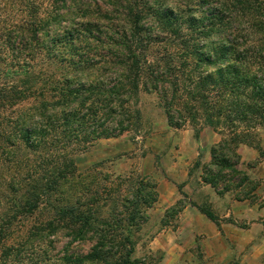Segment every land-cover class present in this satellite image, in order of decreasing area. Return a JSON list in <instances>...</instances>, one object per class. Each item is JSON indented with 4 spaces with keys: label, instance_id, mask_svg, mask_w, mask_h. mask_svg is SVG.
Segmentation results:
<instances>
[{
    "label": "trees",
    "instance_id": "trees-1",
    "mask_svg": "<svg viewBox=\"0 0 264 264\" xmlns=\"http://www.w3.org/2000/svg\"><path fill=\"white\" fill-rule=\"evenodd\" d=\"M52 3L45 15L33 11L29 21L0 29L1 45L16 57L14 65L22 60L28 74L41 54L69 68L58 78L49 74L47 86L28 80L0 89V103L21 107L2 131L0 163L15 162V148L21 146L44 151L29 176L18 181L13 175L8 182L14 192L25 190L15 203V216L0 221V264H10L11 256L19 258L34 240L52 245L48 238L61 230L69 239L53 264H147L133 258V234L143 221L136 222L140 206H151L157 198L155 182L141 179L132 195L123 196L124 212L99 214L93 200L62 202L61 187L74 180L76 168L73 159L58 150L70 143L84 146L116 137L139 125L141 85L162 96L173 126L180 125L175 114L192 122L201 114L213 129L221 124L228 128V135L210 149L202 182L218 195L249 184L238 167L237 150L241 143L257 147L251 131L264 125V0ZM155 52L162 56L149 63L148 55ZM182 95L192 103L184 111L174 105ZM44 164H51L52 170L38 177ZM40 207L51 208V216L34 218L16 245H6L12 223L23 222ZM198 209L216 222L208 208ZM77 240L90 243L86 252L72 250ZM50 262L51 257H36L31 264Z\"/></svg>",
    "mask_w": 264,
    "mask_h": 264
},
{
    "label": "rangeland",
    "instance_id": "rangeland-1",
    "mask_svg": "<svg viewBox=\"0 0 264 264\" xmlns=\"http://www.w3.org/2000/svg\"><path fill=\"white\" fill-rule=\"evenodd\" d=\"M171 1L198 4L197 0ZM52 6V0H0V29L29 21L33 11L45 15ZM1 44L0 39L2 90L28 80L32 85L47 86L45 81L49 74L58 78L60 72L69 69L48 61L41 54L35 60L34 71L28 74L22 60L14 65L16 57ZM155 56L162 55L151 53L148 62L153 63ZM174 105L184 111L192 103L182 95ZM137 108L140 124L129 131L84 146L70 143L58 150L71 157L76 168L74 180L61 187V201L93 200L99 214L112 210L124 212L121 198L132 195L141 179L153 181L157 198L151 206H140V219L136 218V222L143 221L133 234V258L144 259L147 264H264V125L251 131L255 133L252 140L257 147L241 143L237 150L240 154L238 167L248 175L250 183L243 186L244 189L237 187L218 195L202 182L200 174L210 160L212 145L228 135V128L221 124L213 129L201 114L195 122L175 114L180 125L173 126L168 121L162 96L141 85ZM20 109L9 106V102L0 103V144L2 131L11 125L9 122ZM15 151V162L0 163V221L15 216L16 204L21 199L19 195L25 190L23 187L19 192L12 191L8 185L11 176H16L18 181L29 176L44 155L42 150L31 151L23 146ZM38 169H41L36 172L39 177L52 170V165L44 164ZM43 204L44 201L39 206ZM198 206L208 208L216 222L199 211ZM41 208L23 222L12 223L6 245H16L34 218L41 220L51 216V208ZM59 232L48 238L52 245H48L47 240H34V245L28 246L19 258L11 256L9 263L31 264L36 257H51L52 262L48 264L59 261L69 239L64 230ZM89 246L90 243L77 240L71 248L81 253Z\"/></svg>",
    "mask_w": 264,
    "mask_h": 264
}]
</instances>
